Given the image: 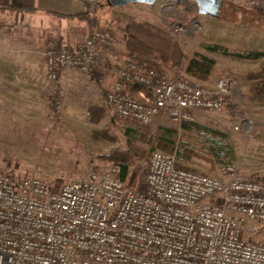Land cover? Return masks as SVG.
Instances as JSON below:
<instances>
[{
	"label": "built area",
	"instance_id": "1",
	"mask_svg": "<svg viewBox=\"0 0 264 264\" xmlns=\"http://www.w3.org/2000/svg\"><path fill=\"white\" fill-rule=\"evenodd\" d=\"M115 41L112 29L96 27L69 47L47 43L48 79L62 69L89 79L108 70L96 51ZM115 75L107 105L141 125L160 114L180 123L197 110L221 112L237 88L232 76L203 85L135 55ZM132 86L146 91L136 97ZM145 164L146 192L128 187L118 164L59 185L1 174L0 264H264V244L243 235L248 221H264V180L240 177L232 163L222 176L180 168L175 150L153 148Z\"/></svg>",
	"mask_w": 264,
	"mask_h": 264
},
{
	"label": "rangeland",
	"instance_id": "2",
	"mask_svg": "<svg viewBox=\"0 0 264 264\" xmlns=\"http://www.w3.org/2000/svg\"><path fill=\"white\" fill-rule=\"evenodd\" d=\"M80 1L84 10L89 11L90 21L86 20V32L90 28H110L120 41L124 24L134 19L176 40L187 56L198 52L215 61L207 79L188 76L182 66L174 70L170 64L155 65L170 75L183 76L203 85H213L221 76L234 77L237 88L223 110H197L192 121L226 134L225 141L233 151L230 161H221L213 156L206 141L212 134L206 130L197 127L180 129L179 123L165 114L156 116L147 126L152 129L178 127L179 142L191 151L189 159L180 160L182 166L222 176L221 168L226 162L236 167L240 177H264V106L249 95L251 80L246 77L248 73L260 70L264 57L242 59L204 47L205 44L217 43L230 51L264 50V0H221L217 18L199 14L197 5L191 0H156L152 4L129 3L120 7L109 6L106 0ZM175 25L181 29L176 30ZM44 47L40 52L42 59ZM70 72L79 76L82 74L75 69H70ZM95 75L93 78L97 77ZM82 76L86 81L92 80L84 74ZM83 98L79 99L77 107L66 108V98L63 96L55 103L53 110L36 109V114H18L12 108H2L0 175L15 173L20 177L36 176L52 185H59L84 177L90 170L103 171L117 164L108 163L99 156L119 146H131L143 152L144 163L153 148L175 150L164 142L138 139L136 134L143 125L120 119L111 110L97 123L90 122ZM93 130L106 131L114 141L93 138ZM243 235L264 244V221H248Z\"/></svg>",
	"mask_w": 264,
	"mask_h": 264
},
{
	"label": "crops",
	"instance_id": "3",
	"mask_svg": "<svg viewBox=\"0 0 264 264\" xmlns=\"http://www.w3.org/2000/svg\"><path fill=\"white\" fill-rule=\"evenodd\" d=\"M23 6L32 7L34 11L10 10ZM44 10L76 14L82 12L84 6L80 0H0V110L12 108L18 114H36V109L49 110L51 96L58 90L61 98H66L65 104L62 102L66 108L77 107L84 96L86 109L99 106L104 109V115L110 110L113 112L105 95L115 82V68L127 59L123 34H118L120 41L115 38V44L99 47L96 51L109 66L107 71L95 75L92 70L97 77L86 81L82 72L79 76L70 69H62L57 79L51 81L46 74L41 49L48 42L69 47L83 41L88 24L84 19H70ZM141 91L146 90L130 87V93L136 97Z\"/></svg>",
	"mask_w": 264,
	"mask_h": 264
},
{
	"label": "trees",
	"instance_id": "4",
	"mask_svg": "<svg viewBox=\"0 0 264 264\" xmlns=\"http://www.w3.org/2000/svg\"><path fill=\"white\" fill-rule=\"evenodd\" d=\"M10 10L34 11V8L23 6L13 7L10 8ZM44 11L54 14L56 13L59 16H64L70 19H84L90 21V17L88 16L89 11L87 9L76 14H62L52 10ZM122 30L124 48L127 57L135 55L140 62L147 66H155L159 63L170 64L174 70H178L182 66L184 72L188 76L199 79H207L214 69L215 61L213 58L198 52L187 56L176 40L157 31L149 24L129 19L124 24ZM204 47L209 51L236 56L242 59H258L264 57V50L252 49L244 52L230 51L226 47L217 43L205 44ZM56 48L59 49L60 47L56 45ZM246 77L251 80L248 88L249 95L258 104L264 106V64L261 66L260 70L248 73ZM59 99H61V96L58 90H56L51 96V110L54 109L55 103ZM104 112V109L99 106L87 107L89 121L92 123L100 121ZM178 127L180 129L197 127L210 132L212 135L209 136L206 141L209 144L213 156L221 161H230L233 158V151L229 143L225 141L226 134L224 132L210 127L201 126L192 121H182L178 124ZM178 127L160 126L152 129L147 125H143L142 130H140L136 136L138 139L145 142L156 141L168 144L176 151L177 166L180 168H188L182 166L180 160L189 159L191 151L185 148L182 142H179V138L177 137ZM91 134L95 139L100 137L114 141L106 131L98 132V130H93ZM143 156V152L131 146H119L111 152L99 157L108 163H117L120 166L119 177L128 187H136L146 192L148 188L146 184V165L143 162ZM255 178L260 181L264 180V177L259 175L255 176Z\"/></svg>",
	"mask_w": 264,
	"mask_h": 264
},
{
	"label": "water",
	"instance_id": "5",
	"mask_svg": "<svg viewBox=\"0 0 264 264\" xmlns=\"http://www.w3.org/2000/svg\"><path fill=\"white\" fill-rule=\"evenodd\" d=\"M109 6H123L129 3L152 4L156 0H106ZM197 5L198 13L201 15L217 18L221 0H191Z\"/></svg>",
	"mask_w": 264,
	"mask_h": 264
}]
</instances>
